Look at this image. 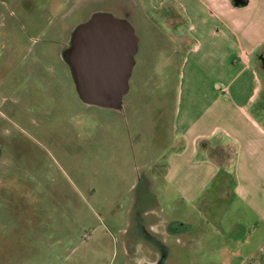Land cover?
Segmentation results:
<instances>
[{
    "label": "rangeland",
    "instance_id": "rangeland-1",
    "mask_svg": "<svg viewBox=\"0 0 264 264\" xmlns=\"http://www.w3.org/2000/svg\"><path fill=\"white\" fill-rule=\"evenodd\" d=\"M96 13L126 17L140 37L139 96L113 113L74 100L64 51ZM179 23L173 3L0 0V264H129L150 251L141 232L156 222L148 207L162 204L145 198L138 154L153 164L152 129L161 125L163 145L170 131L179 56L163 70L161 54ZM206 244L198 264L215 263ZM257 245L231 264H264Z\"/></svg>",
    "mask_w": 264,
    "mask_h": 264
},
{
    "label": "crops",
    "instance_id": "crops-1",
    "mask_svg": "<svg viewBox=\"0 0 264 264\" xmlns=\"http://www.w3.org/2000/svg\"><path fill=\"white\" fill-rule=\"evenodd\" d=\"M137 1L150 11L175 5L180 23L165 32L170 46L161 54L163 70L170 67L174 55L179 59H175L178 73L166 141L163 145L158 125L150 137L157 152L155 162L146 164V151L138 154L149 183L145 198L161 200L162 212L148 207L156 222L150 224L151 232H141L145 236L141 243L147 242L150 251L129 264H198L194 255L202 254L211 239L214 246L208 255L217 256L212 264L235 262L254 238L261 253L264 97L258 65L264 64V0ZM111 16L128 23L135 45L126 75L121 76L124 65L119 63L111 78L112 86L125 87L114 107L91 105L79 94L76 34L70 36L66 55L74 100L113 113L127 98L139 96L135 73L140 71L141 57L134 26L126 17ZM46 51L54 56L49 48ZM248 258L255 260L254 251Z\"/></svg>",
    "mask_w": 264,
    "mask_h": 264
},
{
    "label": "water",
    "instance_id": "water-1",
    "mask_svg": "<svg viewBox=\"0 0 264 264\" xmlns=\"http://www.w3.org/2000/svg\"><path fill=\"white\" fill-rule=\"evenodd\" d=\"M76 34L77 89L91 105L114 107L124 86H112L119 63L125 76L134 51L131 28L108 14H98L78 27ZM120 67V66H119Z\"/></svg>",
    "mask_w": 264,
    "mask_h": 264
},
{
    "label": "flooded vegetation",
    "instance_id": "flooded-vegetation-1",
    "mask_svg": "<svg viewBox=\"0 0 264 264\" xmlns=\"http://www.w3.org/2000/svg\"><path fill=\"white\" fill-rule=\"evenodd\" d=\"M64 51H67V47L64 48Z\"/></svg>",
    "mask_w": 264,
    "mask_h": 264
}]
</instances>
